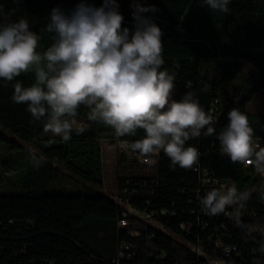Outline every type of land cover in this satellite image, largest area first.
<instances>
[{
    "label": "trees",
    "instance_id": "obj_1",
    "mask_svg": "<svg viewBox=\"0 0 264 264\" xmlns=\"http://www.w3.org/2000/svg\"><path fill=\"white\" fill-rule=\"evenodd\" d=\"M80 2L0 0V23L25 18L30 30L39 33L53 8L68 14ZM85 2L103 4V0ZM135 2L156 9L143 15L163 33L162 70L176 74L174 99L194 93L206 110H214L217 133L227 125L228 111L238 108L248 116L254 139L264 146V113L247 111L264 91V0H231L228 13L215 14L197 0ZM117 3L123 27L131 33L136 26L133 0ZM50 43L47 37L41 40L44 47ZM16 79L26 87L34 82L32 73ZM15 82L0 80V184L3 169L5 173L22 169L30 147L45 162L30 167L24 180L26 194L0 195V264H208L196 249H204L207 258L217 255L223 264H264L260 251L264 235L259 232L264 227V201L256 193L242 213L244 223L257 229L251 234L237 229L224 214L201 211L197 193L226 183L240 191L263 186L252 167L233 164L221 155L216 135L186 142L200 154L193 169L171 167L163 152L154 164H145L129 147L143 137L142 131L116 137L106 125L87 121V109L81 107L78 120L87 131L73 132L63 143L61 138L43 137L44 121H33L27 105L12 101ZM104 141L128 144L119 152L116 193L105 184ZM64 172L81 180L80 193L40 192L65 177ZM146 214L153 215L151 220ZM124 244L130 251L121 258ZM233 247L236 251L227 252Z\"/></svg>",
    "mask_w": 264,
    "mask_h": 264
},
{
    "label": "clouds",
    "instance_id": "obj_2",
    "mask_svg": "<svg viewBox=\"0 0 264 264\" xmlns=\"http://www.w3.org/2000/svg\"><path fill=\"white\" fill-rule=\"evenodd\" d=\"M197 2L215 14L228 13L231 0ZM132 7L136 26L131 33L123 27L117 0H103L100 7L81 0L68 14L55 7L39 33L30 30L25 18L0 23V80L16 81L12 101L27 105L33 121L43 120V131L63 143L73 132L87 131L78 120L81 107L87 109V121L106 125L116 137L142 131L143 137L130 143L131 151L145 163L163 152L173 168L193 169L200 154L186 142L216 135L221 155L251 166L264 178V146L254 139L248 116L232 108L227 125L217 133L214 110H206L194 93L173 99L176 74L162 70L163 33L143 15L156 9L135 0ZM44 37L51 41L46 47ZM28 73L34 82L26 87L16 78ZM28 161L35 168L45 162L32 151ZM253 193L264 201V186L240 191L235 184L197 193V199L209 216L231 209L235 225L251 234L257 229L244 223L242 213ZM259 232L264 235V227Z\"/></svg>",
    "mask_w": 264,
    "mask_h": 264
},
{
    "label": "rangeland",
    "instance_id": "obj_3",
    "mask_svg": "<svg viewBox=\"0 0 264 264\" xmlns=\"http://www.w3.org/2000/svg\"><path fill=\"white\" fill-rule=\"evenodd\" d=\"M17 19L19 16L15 15ZM175 91L173 92V99L175 97ZM247 111L249 114L257 115L264 113V91L260 92L256 98L248 105ZM43 137H53L50 133H45ZM60 138V137H54ZM104 149V162H105V184L107 189L112 192H117V161L119 158V152L121 147L109 141L102 142ZM25 151L27 147L24 146ZM30 150L35 151L34 147H30ZM123 150V149H122ZM21 170H13L10 173H5L4 169L1 172L3 183L0 184V195H23L27 191L25 189L24 180L27 179L30 167L32 166L29 161H24L22 164ZM65 177H61L58 180H55L53 183L46 185L43 189L40 190L42 194L45 195H76L80 193L81 189L84 187V184L81 180L74 176L70 175L67 172H64Z\"/></svg>",
    "mask_w": 264,
    "mask_h": 264
},
{
    "label": "built area",
    "instance_id": "obj_4",
    "mask_svg": "<svg viewBox=\"0 0 264 264\" xmlns=\"http://www.w3.org/2000/svg\"><path fill=\"white\" fill-rule=\"evenodd\" d=\"M217 103V102H216ZM120 147H121V149H123V150H125V149H127V147H128V144L127 143H117ZM162 153V152H161ZM161 153H160V155H161ZM160 155L159 156H154V157H152L151 158V162L150 163H145L142 159H138L137 158V155L135 154V153H133V156L134 157H136L138 160H140L141 162H143V163H145V164H154L158 159H159V157H160ZM248 167H251V166H248ZM255 172V171H254ZM256 174V173H255ZM263 179V186H264V178H262ZM206 182H210V180H207ZM218 182H216V184H217ZM222 186H230V184L229 183H226V184H223ZM116 198H114V200H115ZM127 210V209H126ZM231 212V209H228V210H226V212L224 213V215H225V217L226 218H228L229 219V221H231L233 224H235L234 223V221L231 219V217H230V215H229V213ZM153 216V215H152ZM152 216H150V215H148V214H146L145 215V218H147V219H149V220H151V217ZM121 224L122 225H125L126 224V222L125 221H122L121 222ZM236 226V225H235ZM194 228V226H189V228ZM181 228L183 229V230H188V228H186V226L185 225H181ZM236 228L237 229H240L239 227H237L236 226ZM223 229H226L225 227L223 228ZM229 250V249H228ZM227 250V252H234V251H236V248L235 247H233L231 250H229L228 251ZM130 251V247L129 246H127V245H125L124 244V249H123V251L120 253V257L121 258H124L125 256H126V254L128 253ZM204 249H196L195 250V254L199 257V258H206L207 260H208V264H223L222 262H220V260H219V258H218V256L217 255H215V256H213L212 258H207L206 257V254L204 253ZM130 257V256H129ZM115 264H122V263H120V262H116Z\"/></svg>",
    "mask_w": 264,
    "mask_h": 264
}]
</instances>
